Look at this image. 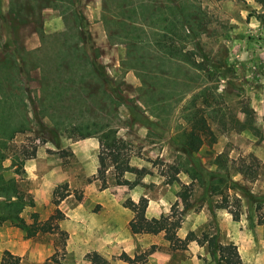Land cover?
<instances>
[{"label":"rangeland","instance_id":"1","mask_svg":"<svg viewBox=\"0 0 264 264\" xmlns=\"http://www.w3.org/2000/svg\"><path fill=\"white\" fill-rule=\"evenodd\" d=\"M193 1L202 7L206 17L203 25L198 27L202 29L200 36L196 37L198 43H195V39V42H188V47L196 46V57L206 68L200 72L207 77L209 74L208 79L206 75L205 78L201 76L199 83L195 84L208 83L222 93L219 97L221 112L208 118L213 133L207 136L205 143L195 153L184 154L179 148L188 129L183 116L185 99L170 112L162 110L160 117H157L152 114L150 106L142 108L137 103V96L141 95L138 86L121 79L107 82L105 86L108 91L118 86L117 93H121L128 103H133L141 111L131 114V118H124L126 104L119 103L109 114L119 116L115 123L119 125V130L124 127L121 131L125 136H121L132 143L131 163L142 173L140 176L134 172L125 174L131 182L137 181L136 184H115L114 169L110 168L107 172L108 184L103 186L99 167L91 174L94 167L96 169V160L99 165L97 137L90 136L97 140V155L89 158L84 166L81 162L83 156L75 154L73 146L65 141V137H71L68 133L60 132V144L56 146L47 138L37 137L42 135V131L32 121V128L18 132L11 142L14 147L3 161L0 172L5 177L17 168L18 165L12 163L13 152L19 153L24 147L30 149L33 144L37 145L34 157L39 152L50 157L56 164L53 170L55 177H49L48 186L39 191V203H30L32 207L27 208L24 216H21L26 221L33 220L36 208L39 220L35 223L47 220L52 225L58 223L59 228L39 230V234L32 235L34 244L39 245L34 256L22 257L9 250L19 257L17 264H93L89 256L93 252L110 264L99 251L90 248L93 246L91 240L102 237L112 241L115 232L117 235L126 234L127 221L132 218L127 204L130 200L138 201L142 195L148 197V206L151 201L152 211L161 210L164 215L182 217L181 227L177 231L180 237L184 238L192 231L193 235L205 241L203 244L209 251L207 238L214 235L223 243L237 244L239 252L242 250L240 254L241 257L243 255L244 264H264V223H259V216L264 217V5L259 0ZM89 2L96 4L97 0H0V49L3 43L13 47L15 43L20 44L32 51L30 57L33 61L46 58L47 65L54 69L50 73L52 98L51 103L48 102L49 114L44 117L51 127L56 121L65 119L63 104L54 99L55 64L60 56L59 49H62L64 38L73 41L79 38L72 10L80 13L83 5ZM135 13L137 10L133 9L130 19ZM103 28L109 42L115 43L109 39L105 20ZM104 30L102 25L94 29L96 41H107L103 36ZM3 48L5 50L7 47ZM111 51L110 47L101 45L97 48V60L101 52ZM100 64L105 68L104 63ZM79 68L80 72L85 71ZM31 75L38 78L40 72L33 70ZM92 82V99L99 104L109 105V99L101 94L98 84ZM30 86L36 90L37 96H42L38 80L31 79ZM212 100L215 101V98ZM245 104L249 105V113L245 111ZM102 115L107 114L104 111ZM150 115L155 119L150 120ZM133 116L140 118L142 123H135ZM146 127L148 133L143 136ZM63 172L66 178H62ZM171 177L178 180L168 182ZM40 180L42 184L45 181ZM38 182L33 179L18 181L20 187L21 184L33 187ZM63 193L66 195L60 199ZM32 197L25 195L27 201L33 200ZM182 197H188L191 201L189 209H183ZM233 211L239 212L238 219L233 217ZM3 220L0 219L1 224ZM68 230L73 234L70 235ZM157 237L158 249L173 253L174 262L185 257V249L172 250L163 234ZM118 243L109 247L115 251L108 255L109 259L115 261L118 258L131 263L123 258L124 253L129 254ZM150 246L138 247L135 254L130 256L141 255ZM148 255L135 264H147ZM200 258L203 264H216L210 251Z\"/></svg>","mask_w":264,"mask_h":264},{"label":"trees","instance_id":"2","mask_svg":"<svg viewBox=\"0 0 264 264\" xmlns=\"http://www.w3.org/2000/svg\"><path fill=\"white\" fill-rule=\"evenodd\" d=\"M259 2L264 5V0ZM133 9L137 10L135 21L130 20ZM72 13L78 27L79 38L75 41L67 38L62 40V45L60 44L62 49H59L60 53H58L60 56L55 64L58 70H55L54 76V84H56L54 99L63 104L65 119L56 121L52 127L47 125L44 117L49 114L48 102L50 104L52 98L50 73L54 72L53 67L47 65L46 58L33 61L30 57L32 51L26 50L20 44L15 43L14 47L9 43L1 44L0 170L3 168V161L14 147L11 142L17 133L29 128L34 121L42 131V135L37 137L47 138L56 146L60 144L62 131L77 139L97 137L99 141L98 173L102 185L108 184L107 172L110 168L114 169L115 184H136L137 181L131 182L125 177L127 172H134L137 176L142 173L131 163L132 143L118 134L119 125L115 122L119 116L109 113L119 103L126 104L131 114L141 111L136 109L133 103H128L121 93H117L118 86H113L112 90L108 91L105 83L114 81L97 60V47L92 41L88 19L82 12L72 10ZM157 13L172 17L171 32L153 27ZM205 17V11L193 0H109L105 18V28L109 32L110 41L127 44L128 55L131 57L130 63L134 65L141 79L138 89L151 102L152 114L160 117L162 110L170 112L181 100H186L183 116L188 123V129L179 148L184 154H193L202 147L207 136L213 133L208 118L219 114L222 110L219 98L221 91L211 88L208 83L196 86L195 82L199 83L201 76L205 78L206 74L200 71L206 68L196 57V46L188 47V42H193L195 39L196 42H194L198 43L196 37L200 36L202 31L198 27L203 25ZM138 43L144 44L141 57L137 55ZM4 46L7 47L5 50H3ZM75 67L84 68L85 71L80 72V68ZM37 69L40 72L38 78L31 75V72ZM31 79L38 80L42 96H37L36 90L30 86ZM92 81L98 84L101 94L109 99V105L99 104L94 98L92 99L94 94ZM212 98H215V101ZM245 107V111L249 113V105L245 104ZM104 111L107 115H102ZM30 112H32L31 115ZM88 113L94 115L91 114L88 117ZM133 118L141 121L137 116ZM36 152V144L31 145L30 149L24 147L19 153L13 152L12 163L20 167L26 159L34 157ZM174 180H178L177 177H171L168 182ZM65 195L66 193H63L59 198L62 199ZM182 200L184 210L192 206L188 197H182ZM32 202L33 200L27 201L25 195L20 192V185L16 179L8 180L0 172V219H12L26 232L27 236L35 235L39 230L58 229V223L52 225L46 220L29 224L21 216L23 209ZM127 206L133 214L129 220V227L133 233L163 232L172 250L187 249L191 240H197L201 244L205 242L193 235L192 231L184 238L178 235L177 231L182 224L181 216L177 218L170 215L148 216L146 212L148 197L145 195H142L138 201L130 200ZM232 214L235 219L240 216L237 211H233ZM259 223H264V217L259 216ZM207 241L211 257L216 264H244L237 244L223 243L214 235L207 238ZM157 249V245L152 244L141 255L131 257L124 253L122 256L135 264ZM89 256L93 264H107L97 252ZM19 260V257L5 250L1 264H17Z\"/></svg>","mask_w":264,"mask_h":264},{"label":"crops","instance_id":"3","mask_svg":"<svg viewBox=\"0 0 264 264\" xmlns=\"http://www.w3.org/2000/svg\"><path fill=\"white\" fill-rule=\"evenodd\" d=\"M108 6H109V0H97L96 4H84L82 7V13L85 15V17L88 19V27L92 34V41L95 47L100 48L102 46H107L112 49L111 52H101L99 56V62L102 64H105V71L106 73L113 78V80L121 79L126 82H129L133 84L134 86L141 85V79L136 73V68L133 64L130 63V56L128 55V49L127 44L124 43H110L107 39V35L105 34V30L103 28L104 20L108 13ZM136 14V13H135ZM133 18L130 19L131 21H135L136 15L133 14ZM102 25V29L104 30V35L106 37L107 41H101V40H95L93 37V31L94 29L100 27ZM153 27L158 30L171 32L172 30V18L169 15L166 14H156L155 15V22L153 24ZM144 52V44L138 43V50L137 55L142 56ZM101 58V59H100ZM137 103L142 108H147L151 106V102L149 99L141 94L137 96ZM125 106V105H124ZM126 113L123 114V117H130L131 118V111L129 107L125 106ZM150 120H154L155 117L153 115H150ZM46 121V119H44ZM135 123H142L140 120L134 119ZM122 127L120 130H118L119 135L125 136V134L122 133ZM126 130V129H125ZM148 133L147 127L144 131V135L146 136ZM17 136H15L16 139ZM44 139V138H43ZM65 141H68L70 146H73L72 150L75 152V154H78L80 156H83L82 163H85L88 161L89 158H94L97 154V140L94 137H84L80 139H73L71 137H65ZM88 144H91L90 147ZM49 147V146H48ZM50 148V147H49ZM96 162V169L94 167V170L91 172V174H94L97 171V168L99 167L97 160ZM56 164L55 162L50 160V157H47L42 154V152H39L36 157H32L26 160L24 165L22 167H17L13 169L9 174L5 175V177L16 179L20 183L24 181L25 179H33L36 180L38 183L37 185L33 187H24L21 184L20 192L24 195L30 194L33 196V203L38 204L39 203V191L45 190V187L48 186L47 181L49 180V177L52 179L55 177V173L53 170L55 169ZM87 175L90 173H86ZM69 177V176H68ZM62 178H66L65 173L63 172ZM40 179H43L45 181H42ZM59 180V179H58ZM71 181V179L69 178ZM56 182L53 184L55 185ZM32 207L31 205H27L23 213L21 212V215L24 214L27 208ZM35 208V217L33 220H28L27 222L29 224H35L39 219L38 213L36 212ZM147 215L151 217L152 216H162L164 215L161 210H155L152 211L151 209V201L149 203V206H147ZM133 215V214H132ZM24 216V215H23ZM37 220V221H36ZM4 222L0 223V260L2 252L6 250H10L11 252L15 254H19L22 257L28 255L34 256L35 250H38V243L34 244L33 236H27L26 232L21 229L20 227L13 224L12 219H5ZM114 228V227H113ZM116 231L117 228L115 227ZM182 230V229H181ZM38 231L36 234H39ZM68 233L72 235L73 233L68 230ZM114 233V232H113ZM163 234V232L154 234V233H133L129 227V220L127 221V229L126 234L117 235L113 234V239H105V238H94L91 240L93 246L90 248L96 249L99 251V254L104 256L110 264H131L126 261L120 260L116 258V260L109 259V254L114 253V249H109L110 246L118 244L123 245V249L129 254L133 255L137 251L138 247L143 246H149L152 244H158L159 239L158 235ZM87 242V241H86ZM112 242L113 245L110 243ZM222 242V241H221ZM205 244L198 243L197 240H191L188 244L187 249L184 250L185 257L181 260H175V262L172 260V254L168 250H162L157 249L153 252H151L145 263L147 264H203L200 256L204 257L207 256L209 253L207 247L204 246ZM179 250V249H176ZM240 252L242 253V250L240 249ZM243 257V255H242Z\"/></svg>","mask_w":264,"mask_h":264}]
</instances>
